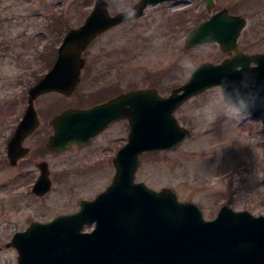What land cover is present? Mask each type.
I'll return each mask as SVG.
<instances>
[{
  "label": "rangeland",
  "instance_id": "rangeland-1",
  "mask_svg": "<svg viewBox=\"0 0 264 264\" xmlns=\"http://www.w3.org/2000/svg\"><path fill=\"white\" fill-rule=\"evenodd\" d=\"M93 2L0 0V40L9 47L7 56L0 57V264L16 262L17 251L7 242L15 231L26 227L28 217L47 220L77 209L81 199L93 197L110 182L114 171L107 159L102 160L101 150L94 151L100 145L106 152L115 147L125 134L120 126L80 149L41 152L52 179L43 195L31 191L38 171L31 158L16 165L5 158L9 125L22 113L23 94L27 93V75L23 74L25 81L18 80L19 70L41 66L40 56L58 44L70 26L84 20ZM222 6L246 20L238 48L245 53L264 51V0H214L211 10ZM109 9L117 12L110 5ZM210 12L204 0H168L146 6L134 22L124 20L104 30L84 51L80 97L89 99L102 85L117 81L120 88L153 86L168 94L188 78L180 65L182 58L191 57L196 64L219 62L228 54L217 42H207L202 49L180 42ZM206 107H220L215 86L176 108L178 122L191 133L170 148L140 154L135 180L156 189L171 187L179 199L195 202L206 218H212L222 203L263 213L264 125L257 117L237 122L223 114L209 122ZM42 136L39 132L29 144L38 148Z\"/></svg>",
  "mask_w": 264,
  "mask_h": 264
},
{
  "label": "water",
  "instance_id": "water-1",
  "mask_svg": "<svg viewBox=\"0 0 264 264\" xmlns=\"http://www.w3.org/2000/svg\"><path fill=\"white\" fill-rule=\"evenodd\" d=\"M159 1L164 0L134 2L136 17L147 4ZM205 1L210 10L214 1ZM122 21L119 11L110 13L109 6L94 0L84 21L66 31L52 67L29 88L28 105L6 144L11 163L25 155L20 143L37 124L32 98L48 89L70 93L80 79L83 50L98 34ZM245 22L241 14L224 7L192 27L191 44L210 35L207 42L218 41L228 56L217 63L197 64L196 75L169 94L161 95L153 87L132 89L105 103L70 108L53 118L55 131L46 143L51 149L62 150L73 141L80 144L121 114L130 121L128 141L113 158L111 182L94 198L81 199L77 210L48 221L29 218L25 229L14 232L7 242L17 250L14 264H264V212L254 214L223 203L214 217L205 218L195 202L180 200L171 187L155 189L135 180L139 153L169 148L190 134L174 110L192 95L220 83L222 77L239 80L236 66L254 76L264 101V52L245 53L237 45ZM251 115L264 124V106L258 105ZM37 165L40 173L32 191L42 195L52 181L47 162ZM93 222L91 230H83L84 224Z\"/></svg>",
  "mask_w": 264,
  "mask_h": 264
},
{
  "label": "flooded vegetation",
  "instance_id": "flooded-vegetation-1",
  "mask_svg": "<svg viewBox=\"0 0 264 264\" xmlns=\"http://www.w3.org/2000/svg\"><path fill=\"white\" fill-rule=\"evenodd\" d=\"M216 10V9H215ZM64 34V33H63ZM62 34V35H63ZM1 39V38H0ZM59 44V43H58ZM58 44H55L52 46V49L49 51H45L40 57V63L41 66L39 67H33L29 66L26 69H20L18 72V77L17 79L20 81H25L24 78V73L27 75V93L23 94V97L25 95V101L23 100V110L22 113L17 116L18 114L15 115V121L13 122L12 125H9L10 127L12 126L11 132L9 133L6 141H5V158L8 161V158L6 156V142L8 138L11 136L12 132L14 131L18 121L20 120L23 111L25 110L26 105L28 104V90L29 88L35 84L47 71L51 68V66L54 63V60L57 55V48ZM9 47L7 46V42L5 40H0V57H6L8 53ZM84 68H85V60L84 64L80 70V80L78 83L75 85L74 89L70 93H65L61 90L58 89H49L45 91H41L37 93L33 98H32V106L35 111L34 115V121L37 123L36 126L34 127L33 131L24 137L20 143V147L22 148V152L25 153L24 156H21L14 164L16 165L20 163V161H24L27 159H32L33 165L35 168L38 170L37 171V176L39 174V167L37 165L38 161L41 160H46L42 155V153H45L48 151L56 152V153H63L72 149H80L83 147L88 146L89 144H92L94 140L99 137L102 133H104L106 130L112 128L113 126H120L122 127V130L124 131V136L121 138V141L117 143L115 147H111V149L106 152L103 150V146H99L98 149H96L94 152H97V150H101V155H102V160L107 159L109 161V165H111L114 169V164H113V158L118 150V148L127 141L128 137V132L130 128V122L129 118L123 114L121 116L113 118V120L106 125L104 128H102L100 131L92 135L89 139L85 140L82 143H78L77 141L72 142L68 148H64L62 150H55V149H50L46 146V141L49 138V136L55 131V126L53 124V118L57 115L62 113L63 111L70 109V108H87L91 107L94 105H99L102 103H105L116 96L123 94L127 92L128 88H120L119 87V82L115 83H108L109 85H102V87L96 89L94 92L91 94H94L93 97H90L89 99L81 98L80 97V85L81 81L83 78V73H84ZM1 76V75H0ZM96 76V75H95ZM151 87V86H150ZM90 100V101H89ZM88 101V102H87ZM126 108L129 106L128 103L125 104ZM20 112V111H19ZM10 124V123H9ZM43 133V136L41 138V142H44L43 144L40 142L39 147L37 148L35 145L29 144V140H31L33 137H35L38 133ZM41 156V158H38ZM47 161V160H46ZM9 162V161H8ZM47 165L49 167L48 161ZM50 168V167H49ZM51 171V170H50ZM114 173V171H113ZM110 176L112 178L113 176ZM36 178V177H35ZM73 210V209H71ZM67 210V211H71ZM66 212V211H63Z\"/></svg>",
  "mask_w": 264,
  "mask_h": 264
},
{
  "label": "clouds",
  "instance_id": "clouds-1",
  "mask_svg": "<svg viewBox=\"0 0 264 264\" xmlns=\"http://www.w3.org/2000/svg\"><path fill=\"white\" fill-rule=\"evenodd\" d=\"M99 4L108 7L109 5L115 8L121 14L122 18L126 22H134L136 18V6L132 0H109L108 4H105V0H98ZM195 38V33H185L180 42L182 46L204 48L207 40L211 39V36L205 37L204 40L197 44H191ZM180 65L183 68L185 74L189 79L193 78L199 71V66L192 60L191 57H184L180 60ZM239 68L241 77L239 80H230L227 76L222 77L220 83L216 88V95L218 97L219 108H205L204 115L213 122L217 114H223L231 120L242 121L248 119L252 111L258 107V105L264 106V101L261 100L259 95L261 87H257L255 84L254 76L249 72H243L242 66H236L234 71Z\"/></svg>",
  "mask_w": 264,
  "mask_h": 264
}]
</instances>
